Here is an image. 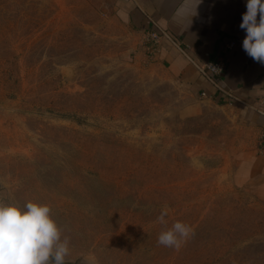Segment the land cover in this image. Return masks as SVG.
I'll list each match as a JSON object with an SVG mask.
<instances>
[{
    "label": "rangeland",
    "instance_id": "374dc122",
    "mask_svg": "<svg viewBox=\"0 0 264 264\" xmlns=\"http://www.w3.org/2000/svg\"><path fill=\"white\" fill-rule=\"evenodd\" d=\"M131 45L89 0H0V198L48 204L66 264H264L238 132ZM176 221L179 251L157 243Z\"/></svg>",
    "mask_w": 264,
    "mask_h": 264
},
{
    "label": "crops",
    "instance_id": "0c3cea01",
    "mask_svg": "<svg viewBox=\"0 0 264 264\" xmlns=\"http://www.w3.org/2000/svg\"><path fill=\"white\" fill-rule=\"evenodd\" d=\"M92 8L130 33V56L138 65L155 66L197 103L225 113L228 129L236 130L230 157L234 185L250 189L264 204V155L258 139L264 112L255 107L264 98V64L242 48L245 30L239 27L247 0H89ZM257 19L259 20V14ZM165 31L151 56L145 37ZM234 42V46L229 45ZM221 62L224 72L209 77L200 66Z\"/></svg>",
    "mask_w": 264,
    "mask_h": 264
},
{
    "label": "clouds",
    "instance_id": "9594fccd",
    "mask_svg": "<svg viewBox=\"0 0 264 264\" xmlns=\"http://www.w3.org/2000/svg\"><path fill=\"white\" fill-rule=\"evenodd\" d=\"M202 0H196L197 6ZM239 27L245 30L242 48L254 61L264 64V0H247ZM259 14V20L257 19ZM169 209L157 217L166 224ZM46 203L28 201L23 205L0 198V264H66L70 240L52 218ZM194 234L187 223L176 221L162 231L157 243L179 251Z\"/></svg>",
    "mask_w": 264,
    "mask_h": 264
},
{
    "label": "built area",
    "instance_id": "2783aa9c",
    "mask_svg": "<svg viewBox=\"0 0 264 264\" xmlns=\"http://www.w3.org/2000/svg\"><path fill=\"white\" fill-rule=\"evenodd\" d=\"M162 35H167L165 31H151L146 34L145 44L148 46L149 55L153 56L157 52V44ZM234 46V42L229 45ZM200 70L209 77L220 76L224 72V64L221 62H207L200 66ZM255 107L264 112V98L256 102ZM258 153L264 155V128L261 130L258 139Z\"/></svg>",
    "mask_w": 264,
    "mask_h": 264
}]
</instances>
